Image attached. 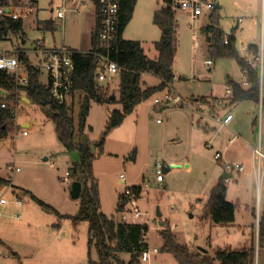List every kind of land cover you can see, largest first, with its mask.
Here are the masks:
<instances>
[{"label": "rangeland", "instance_id": "374dc122", "mask_svg": "<svg viewBox=\"0 0 264 264\" xmlns=\"http://www.w3.org/2000/svg\"><path fill=\"white\" fill-rule=\"evenodd\" d=\"M12 1V4L21 7L31 5L29 0ZM59 3L60 0H38L32 4L36 13L24 22L23 36H26V42L21 40L22 33L9 32V38L15 45L26 48L32 47L33 41L40 38L49 47L64 43L66 47L77 51L90 49L95 24V0L83 2L78 12H68L64 28L57 24L55 13L50 10ZM212 3L219 5L220 25L227 34L242 19L236 31V48L240 55L244 53L243 46L248 45L251 40L258 42L260 46L264 39L263 0H201L197 28L192 26L190 11L177 8L179 29L173 64L176 76L172 86L184 96L186 103L177 105L178 108L173 106L153 109L152 115L147 119V109L153 106L155 98L163 96L164 91L143 101L146 114L144 119L140 116L139 125L143 126L145 133L140 132L137 141L131 145L132 131L138 116L135 112L128 114L121 125L110 131L106 147L104 145L103 152L94 160L101 210L107 216L114 217L117 221L121 219L116 208L126 186L143 187L144 194L138 204L150 223L148 241L151 251L150 258L146 253L140 264H180L171 253L162 250V222L170 227L178 241L187 244L191 252L196 254L197 264H220L214 258V251L220 246L235 249L250 245L251 225L257 222L254 211L255 214L257 210L264 213V169L261 177L254 173L252 153L247 148L242 149L245 170L235 171L226 181L228 199L236 204V224L229 228L215 229L211 219L207 218L210 191L219 181L223 165L214 156L215 148L206 146L204 131L196 133L190 139L193 133H190L188 121L193 118L195 128L202 130L205 129V121L198 122L201 118L192 110V104L188 101L206 95L224 97L225 101L229 78L239 83L242 81V69L236 58L214 56L207 37L201 31L209 22ZM163 4V0H140L124 30V38L142 40L145 52L152 58L158 56L154 41L159 39L157 36L160 35V30L149 15V7L160 8ZM50 18L55 21L53 28L45 26V21ZM30 57L33 61L37 59L33 53H30ZM207 59H212L214 64L209 66ZM40 67V81L46 84L48 74L42 65ZM159 83L160 78L156 75L142 76L143 87ZM109 87L111 93L115 91L116 100L107 104L91 102L87 124L92 126V130L87 131L93 136H100L106 128L108 117L105 109L121 107L117 76ZM69 107L77 127L80 107ZM232 110L236 117L234 131L264 135V124L260 128L258 119L256 124L253 123L259 112L258 105L242 101L234 105ZM173 111H177L174 116ZM168 116L175 119L176 123L171 127L178 128L179 133L172 135V130L162 132L164 124L170 120ZM13 122L14 128L8 135L9 140L7 139L9 144L6 149H0V176L10 180L9 184L0 185V200L5 199L7 206H0V264H89V224L87 221L74 222L71 217L79 211L80 198H74L71 194V176L67 180L63 179L70 172V166L78 159L77 153L69 152L64 147L57 135L55 122L35 103L23 108L19 104L18 115ZM26 122L30 124L28 127L24 126ZM24 129L27 134L22 133ZM171 135L177 140L170 139ZM235 147L237 144L233 149ZM134 149L137 152L135 159L131 158ZM185 154L192 161V168L187 169L184 164L179 167L170 166L173 158ZM157 160L165 161L167 167L170 166V170L164 172V184H159L156 180ZM15 167L20 170L17 171ZM121 174L125 176L126 182L121 181ZM11 182L14 183L13 186ZM22 184L55 210L39 204L23 189L25 187ZM18 200L23 202L22 205L17 204ZM158 209L163 214L160 217L157 215ZM254 236L253 228V240ZM154 248L159 251H153ZM13 249L18 250L22 257L13 254ZM91 258L98 259L94 247ZM121 258L128 263L130 253H121ZM263 261L264 247L260 248L256 242L255 264Z\"/></svg>", "mask_w": 264, "mask_h": 264}, {"label": "trees", "instance_id": "16d2710c", "mask_svg": "<svg viewBox=\"0 0 264 264\" xmlns=\"http://www.w3.org/2000/svg\"><path fill=\"white\" fill-rule=\"evenodd\" d=\"M38 0H29L35 4ZM12 0H0V3H13ZM164 4L154 12L153 22L161 31V37L155 41L158 50V58L153 59L146 54L143 44L139 40H129L122 37V33L131 20L137 0H120V28L118 39L111 51V58L121 67L119 73V90L121 109H114L108 112L106 128L95 142L86 136L85 132L92 130V126L87 124L92 101L98 103H110L112 93L109 85H97L95 82V61L94 52L99 51L98 30L99 21L96 25L92 38V49L88 52H78L74 55L76 73L74 79V90L83 93L84 99L78 115V125L72 117L70 107L60 105L54 101L47 84L40 81L41 70L35 66L27 54L20 56L24 67L29 74V84L18 87L11 82V79L0 70V88L8 91L6 100L7 106L0 108V139L6 138L11 129L14 128L13 118L10 114L12 105L16 104V97L20 89L28 98L38 106L42 107L49 117L56 124V131L61 143L69 152H75L78 159L70 166L71 178L82 182V193L80 196L79 211L71 216L74 221H87L89 224V264H140L142 256L150 249L146 240L149 227L146 224H134L115 220L114 217L107 216L101 210L100 192L98 179L95 176L93 162L95 158L103 152L106 138L110 131L121 125L126 116L132 113L143 101L153 95L162 92L167 83H172L175 79L173 68L177 53L178 29L176 13L177 7L174 0H163ZM214 5V4H213ZM218 8L214 5L209 14V22L201 28L202 33L207 37L209 46L216 57H234L241 69L248 70L249 87H243L241 83L229 78L228 84L232 86V94L226 99L231 104L242 101H253L259 103L260 100V77L256 63L250 65L241 57L237 48V37L235 32L237 27L232 28L227 34L220 26ZM49 23H46L45 26ZM13 28L22 29L21 21L14 23ZM228 37V42L225 39ZM249 51L258 56L259 45L251 43L248 45ZM101 51V50H100ZM148 72L158 76L161 82L158 85L143 87L142 74ZM202 101H207L204 97ZM264 107V98H263ZM95 146V152L92 146ZM99 152L96 155V152ZM135 149L132 151L134 158ZM10 180L0 176V185L9 184ZM136 191H140V186H133ZM227 185L224 178H220L210 191L207 207L210 219L214 224L225 225L235 221L236 206L227 199ZM123 194L120 195L116 210L120 212L125 204ZM43 207L55 210L53 206L32 195ZM161 229L164 240L163 251L171 253L180 264H197L196 254L192 253L189 246L177 240L176 235L166 224ZM258 245L264 247V215L259 221ZM95 248L98 259L91 258V250ZM121 253H130V259L126 263L121 258ZM214 258L220 264H255L256 260V239H252L250 245L240 248H217L214 251ZM264 264V261L263 263Z\"/></svg>", "mask_w": 264, "mask_h": 264}, {"label": "built area", "instance_id": "2783aa9c", "mask_svg": "<svg viewBox=\"0 0 264 264\" xmlns=\"http://www.w3.org/2000/svg\"><path fill=\"white\" fill-rule=\"evenodd\" d=\"M87 0H60V3L56 7H52L53 13H55V19L59 26H65V18L68 12H78L80 5ZM98 14L100 17L99 30H98V40L100 50L94 52L96 55L95 61V82L97 85H106L114 82V79L119 75L121 71L120 65L111 58V51L117 42L119 28H120V0H96ZM174 6L177 8L189 10L193 19L192 26L197 28L196 20L200 16L201 11V0H174ZM212 8V7H210ZM36 13L35 7L33 5L28 6H18L12 3L4 4L0 3V70L5 73L11 82L18 87H24L29 84V74L23 65L20 58L22 54H27L31 62L41 70V65L48 74L47 85L50 90V94L55 102L60 105L70 106L73 97L79 93L74 90V79L76 73V64L74 61V55L78 52L71 48L62 45L58 48L49 47L46 42L42 39H36L33 41V46L30 48L22 47L21 45H15L13 40L9 38V32L14 34H20L21 40L24 42L25 37L23 32L13 28V24L21 21L24 23L31 19V17ZM240 21V19H239ZM197 35V32H195ZM228 42V37L225 39ZM260 52L258 56L254 55L249 51L248 46H243V57L247 64L256 63L258 66V72L260 77V100L258 103L259 112L257 119L260 125L264 122V39L259 46ZM88 52V51H87ZM30 53L37 56L36 61H33L30 57ZM206 63L209 66L214 64L212 59H207ZM248 70H242V81L241 85L243 87H249L250 81L248 79ZM16 97V104L12 105L10 114L13 121L16 120L18 115L19 103L21 101V96L28 98L27 94L20 89ZM8 91L6 88H0V108L7 106ZM83 94V93H82ZM232 94V86L230 84L226 85V98ZM84 95V94H83ZM85 96V95H84ZM185 100L183 97L177 93L172 87L171 83H167L164 89V94L162 97H157L154 99L153 106L160 108H170L176 105L184 104ZM222 104L221 101L218 102ZM76 105H81L76 103ZM76 105L74 108H76ZM199 109H203L202 104L198 105ZM233 118V114L230 113L220 119L221 124L229 125ZM160 121V119H158ZM15 123V122H14ZM23 134H27V130L22 131ZM231 141V140H230ZM207 147H212L211 143L206 144ZM253 155L256 163V174L261 177L262 171L264 169V151L259 145L253 148ZM215 158L219 159L221 157V152L216 151ZM12 168V166H11ZM155 168L157 173V181L162 183L164 181V171L166 168V163L161 160L155 162ZM245 167L243 164L238 162L227 161L224 164V170L226 172L234 173L244 171ZM16 170H20L16 168ZM71 176L70 172H67L64 180H67ZM122 182H126L125 176L121 174ZM123 198L125 199V204L123 209L120 211L122 215V222L134 223V224H146L148 225V218L145 217L146 213L142 211L139 207V200L141 196V191H136L133 186H126L123 193ZM0 203H5V199H1ZM18 203H22L21 200ZM150 249L147 252L148 259L150 258ZM153 251H159L155 248ZM0 257L2 255L0 254Z\"/></svg>", "mask_w": 264, "mask_h": 264}, {"label": "crops", "instance_id": "0c3cea01", "mask_svg": "<svg viewBox=\"0 0 264 264\" xmlns=\"http://www.w3.org/2000/svg\"><path fill=\"white\" fill-rule=\"evenodd\" d=\"M138 3H140V0L138 1L137 0V3H136V5L138 6ZM213 4V3H212ZM212 4H210V7H211V5ZM135 8H136V6H135ZM157 9H159V6L158 7H156V6H151V7H149V15H150V17L152 18V21H153V15H154V12L157 10ZM263 9H264V0H263ZM51 11H52V8L50 9ZM134 11H135V9H134ZM53 12V11H52ZM133 14H134V12H133ZM133 17V16H132ZM132 19V18H131ZM98 20H99V14H98V9H97V4H96V0H95V24H94V31H95V29H96V25H97V23H98ZM178 21V20H177ZM241 21H242V19L240 18V21L238 20V23L235 25V26H233V28L234 27H237V30L239 29V25H240V23H241ZM46 23H49V24H47V25H49L48 27H51V28H53V22H55L52 18H50V19H48V20H46L45 21ZM130 22V21H129ZM179 24V23H178ZM221 26V25H220ZM24 23H23V26H22V29H21V31L23 32V34H24ZM126 28V27H125ZM125 30V29H124ZM159 30H160V35L159 36H157V37H161V34H162V31H161V29L159 28ZM236 30V31H237ZM94 31L92 32V38H93V35H94ZM154 34L156 35V32H154ZM25 35V34H24ZM235 35H236V32H235ZM25 37V40H24V42H26V36H24ZM122 37L124 38V31H123V33H122ZM157 39V38H156ZM135 40H139V41H141L142 42V44H144L143 43V41L142 40H140V39H135ZM159 40V39H158ZM155 41H157V40H155ZM155 41H154V43H155ZM251 43H255V44H258V42H255V41H253V40H251V42L249 43V44H251ZM248 44V45H249ZM62 45H64V43H61L60 45H54L53 47H56V48H58V47H60V46H62ZM247 45V46H248ZM259 45V44H258ZM92 49V47L90 48V49H88V50H81V52H87V51H90ZM147 54V53H146ZM152 58V57H151ZM156 58H158V56L156 57ZM156 58H153V59H156ZM143 74H152V73H148V72H145V73H143ZM143 74H142V76H143ZM152 75H154V74H152ZM117 77H118V80H119V75H117ZM160 82H161V79H160ZM43 83V82H42ZM173 83V82H172ZM172 83H171V87L174 89V87L172 86ZM44 84V83H43ZM47 84V83H46ZM164 91V90H163ZM162 91V92H163ZM79 92V91H78ZM113 93L112 94H115V91H112ZM181 95V94H180ZM182 97H183V99L185 100V103H186V99L184 98V96L183 95H181ZM205 98L207 101L205 102V101H202L201 99L202 98ZM115 98L117 99V96H116V94H115ZM29 98H26L25 96H21V101H20V106H22V108H23V106H27L28 107V104H34L30 99L28 100ZM83 99H84V95L81 93V92H79V93H77L74 97H73V100H72V102H71V107H74L75 105H76V103H78L79 102V104L80 105H82V102H83ZM224 97H219V96H214V95H212V96H199V97H196V98H193V99H191L190 101H188V103H191L192 105H190L191 106V108H192V110H194V111H196L198 114H199V117L201 118L200 119V121H198V122H202L203 120L205 121V126H204V130H202V129H197V128H195V123H194V119L192 118V120H190V121H188V124L190 125V130H191V132L190 133H193V135L190 137V139L192 140L194 137H195V134L196 133H201V132H203L204 131V134H205V136H206V140L205 141H207L206 142V144L207 143H211L212 144V147H210V148H215V151H219V152H221V157L219 158V159H217V160H219L220 162H222V165H223V172H222V174L225 172V170H224V164H225V162H227V161H231V162H238V163H241V164H243L244 165V162L242 161V156H243V150L242 149H247V148H250V152L252 153V160H253V167H254V173L256 172V163H255V159H254V155H253V148L254 147H256L257 145H259V142H261V146H262V149L264 148L263 147V142H264V139H263V133H237L236 131H234V126H233V123H234V121H235V115L233 114V110H232V107H234V105H236V104H238V103H235V104H231L230 102H229V100L228 99H226L225 101H224ZM219 101H221L222 102V104H219L218 102ZM224 101V102H223ZM113 102V101H112ZM251 102H253V101H251ZM240 103V102H239ZM254 103V105L256 106V105H258V104H256L255 102H253ZM107 104V103H106ZM200 104H202L203 106H204V108L203 109H199V107H198V105H200ZM182 106H184V105H182ZM122 107V106H121ZM121 107L120 108H116V109H121ZM174 107H177V105L176 106H174ZM156 108H159V107H154V106H152V107H150L149 106V108L147 109V119H148V116H150V115H152V113L151 112H153L152 110L153 109H156ZM178 108V107H177ZM91 109V108H90ZM196 109V110H195ZM114 110V109H113ZM145 109H143V106H142V103H140L136 108H135V110L131 113V114H133L134 112L136 113V115L138 116V118H137V120H136V123H135V125H134V129H133V131H132V140H131V145L133 144V143H135V141H137V138H138V134L140 133V132H142V131H144V129H143V126H140L139 125V119H140V116H142L143 117V119H144V117H145V114L146 113H144L145 111H144ZM79 111H80V109H79ZM109 111H112L111 109H105V114H106V116L108 117V112ZM250 114L252 113L251 111H248ZM173 113V116H174V114H176L177 113V111H173L172 112ZM172 113H171V115H172ZM230 113H232L233 114V118H232V120H231V122L229 123V125L228 126H226V125H223V124H221L220 123V119H222L223 117H225L226 115H228V114H230ZM89 114H90V111H89ZM78 115H79V112H78ZM173 116H168V119H170L166 124H164V128L162 129V132L163 133H165L166 131H170V130H172V135H174V133H179V130H178V128L176 129V128H172L171 127V125H173V124H175L176 123V121H175V119L173 118ZM256 116V115H255ZM254 116V117H255ZM49 117V116H48ZM78 118V117H77ZM77 118H75V120L77 119ZM88 118V117H87ZM108 119V118H107ZM142 119V120H143ZM88 120V119H87ZM257 116L253 119V123L254 124H256L257 123ZM198 122H197V124H198ZM263 124H264V122H263ZM262 124V125H263ZM30 124H29V122H26L25 124H24V126L25 127H28ZM186 125V124H185ZM262 125H260V123H259V127L261 128L262 127ZM255 126V125H254ZM220 127V128H219ZM176 129V130H175ZM208 130V131H207ZM261 130V129H260ZM175 131V132H174ZM144 133H145V131H144ZM85 134H86V136L91 140V142H95V141H97L98 139H99V135H98V137L97 136H93L91 133H89L88 131H86L85 132ZM58 135V134H57ZM172 135L170 136V139H173L174 141L175 140H177V138L174 136V137H172ZM209 137H210V139H209ZM8 136L6 137V138H3V139H0V149L1 150H3V149H6V146H8V144H9V142H8ZM209 139V140H208ZM108 140V139H107ZM107 140H106V142H105V147H106V144H107ZM231 140V141H230ZM209 141V142H208ZM237 144V147H235L234 149H233V147H234V145H236ZM245 151V150H244ZM263 151H264V149H263ZM136 149H135V153H134V158L131 156V158H133V159H135V157H136ZM216 153V152H215ZM215 153H214V155H215ZM99 154V152L97 151L96 152V155H98ZM101 155V154H100ZM100 155H98V156H100ZM246 156V155H245ZM48 158H45V160H47ZM189 158H188V156L185 154V155H183V156H181V157H179V156H176V158H173L171 161H172V163L171 164H173V163H177V164H181V165H185V167L187 168V169H190V168H192L193 166V163H192V161L191 160H188ZM182 161H184V163H182ZM165 162V161H164ZM166 163V162H165ZM263 163H264V160H263ZM170 164V165H171ZM93 165H94V162H93ZM187 165V166H186ZM12 165H10V167H11ZM166 167H167V164H166ZM244 167H245V165H244ZM12 168H14L13 166H12ZM16 168H18V167H15V169ZM167 168H165V171L164 172H168L169 170H166ZM245 170V169H244ZM226 173H231V172H226ZM222 174H221V176H222ZM232 176H233V173H232ZM231 176V177H232ZM230 177V178H231ZM4 178H6V177H4ZM221 178V177H220ZM7 179V178H6ZM145 179V178H144ZM229 179V178H228ZM228 179H225L226 181L228 180ZM157 180V179H156ZM121 181H122V179H121ZM164 182H165V176H164V181L162 182V183H160L159 182V184H164ZM98 183H99V181H98ZM11 185L13 186L14 185V183H12L11 182ZM23 185V187H25L24 186V184H22ZM136 186H140L141 187V189H140V191H141V196H140V199L143 197V194H144V190H143V187L141 186V185H136ZM23 189H25L27 192H28V194L29 195H31V197H32V195H34V196H36L37 198H39L37 195H35L34 194V192L32 191V190H30L29 188H23ZM100 192V191H99ZM123 193V192H122ZM121 193V194H122ZM227 193H228V191H227ZM121 198V197H120ZM120 198H119V201H120ZM39 199H41V198H39ZM227 199H228V195H227ZM42 200V199H41ZM229 201H231V202H233L232 200H230V199H228ZM19 201V200H18ZM18 201H16L17 202V204L18 205H22V203H18ZM118 201V202H119ZM47 203V202H46ZM100 203H101V197H100ZM234 203V202H233ZM2 205H0V206H4V208H7V206H6V202L5 203H1ZM235 204V203H234ZM235 206H236V204H235ZM160 210V209H159ZM158 212V211H157ZM162 213V212H161ZM120 214H121V212H120ZM163 215V214H162ZM161 215V216H162ZM254 215H255V218H257V222L255 223V224H252L251 225V236H250V240L252 241V230H253V228L255 229V239L257 240L256 242H258V231H257V226L259 227V221H260V219H261V217L264 215V213L262 212V211H259V210H257V212H256V214H255V211H254ZM160 217V216H159ZM207 218H210V215H209V211H208V217ZM122 220V215H121V219H119L118 221H121ZM236 220H237V213H235V221L234 222H231V223H229V224H225V225H219V224H214V223H212V226L215 228V229H218V228H220V229H222V228H229V227H231V226H234L235 224H236ZM148 221V220H147ZM75 222V221H74ZM164 222H162V229L164 228ZM148 227H149V230H150V223H149V221H148ZM149 230H148V232H149ZM146 240H147V242L149 243V246H150V242L148 241V233H147V235H146ZM1 242H3V240H1ZM3 243H5V242H3ZM246 243H249L248 241L246 242ZM248 245V244H247ZM246 247V246H245ZM219 248V247H218ZM220 248H230V247H228V246H223V247H221L220 246ZM241 248V247H240ZM240 248H235V249H240ZM242 248H244V247H242ZM155 249V248H154ZM158 249V248H157ZM13 254H15V255H17L19 258H21L22 256L20 255V253H19V251L18 250H15V249H13ZM54 264V263H53Z\"/></svg>", "mask_w": 264, "mask_h": 264}, {"label": "water", "instance_id": "95a60500", "mask_svg": "<svg viewBox=\"0 0 264 264\" xmlns=\"http://www.w3.org/2000/svg\"><path fill=\"white\" fill-rule=\"evenodd\" d=\"M214 5L212 4L211 7H213ZM216 7L219 5H215ZM112 100L115 99V94H112L111 97H110ZM29 100V99H28ZM92 150L95 152V146L93 145L92 146ZM170 166H173V167H179V166H182L181 164H177V163H173L171 164ZM170 166L166 167L167 169L166 170H169L170 169ZM187 166V165H186ZM232 176V173H226V171L222 174V178L224 179H228ZM81 193H82V182L79 181V180H74L72 182V188H71V194L74 198H80L81 196ZM157 215L158 216H161L162 213L161 211L158 209V212H157Z\"/></svg>", "mask_w": 264, "mask_h": 264}]
</instances>
